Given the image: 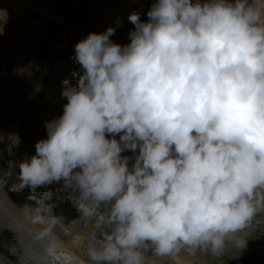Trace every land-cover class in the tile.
<instances>
[{
    "label": "clouds",
    "instance_id": "1",
    "mask_svg": "<svg viewBox=\"0 0 264 264\" xmlns=\"http://www.w3.org/2000/svg\"><path fill=\"white\" fill-rule=\"evenodd\" d=\"M147 16L130 14V43L113 27L76 43V83L63 81V113L13 190L79 193L96 226L83 264H185L181 253L219 257L229 244L239 256L264 211V0H156ZM51 196L23 207L46 225L38 240L63 219Z\"/></svg>",
    "mask_w": 264,
    "mask_h": 264
},
{
    "label": "rangeland",
    "instance_id": "2",
    "mask_svg": "<svg viewBox=\"0 0 264 264\" xmlns=\"http://www.w3.org/2000/svg\"><path fill=\"white\" fill-rule=\"evenodd\" d=\"M10 1L8 5L13 10L8 12L6 9L5 19L3 10L0 11V111L2 110L0 113V168L14 164L18 159L17 150L24 145L25 140L32 141L34 138L43 137L45 128L40 129L41 124L46 117L56 112L57 102L61 106L53 119L63 113V105L67 103V98L61 95L66 86L63 81L67 78L75 83L68 73L72 72L73 66L70 60L72 48L78 41L86 38V36L75 37L84 27L80 24L83 19L72 20V18L77 15L80 8L87 6L91 18L101 21V24L97 25L99 31H105L110 27L106 23L105 14L108 11L105 10V3L114 7L117 0ZM124 1L126 4L120 2L116 4L115 7L118 8L113 13H119L121 8H127L126 14L129 16L135 12L139 14L141 20L149 19L147 12L151 6L146 5L145 0ZM114 28V33H123V27ZM133 28L129 27L123 35L129 36ZM91 30L94 28L89 26L80 34H87ZM77 68L78 63L75 61L73 69ZM4 88L7 89L4 90ZM20 90L22 91L19 93ZM3 104L8 109H4ZM16 133H20V137ZM22 150L23 148L21 153ZM14 167L16 168L13 165L10 169L14 170ZM7 175L0 171V188L7 184ZM53 191L58 192V188ZM53 203L54 201L51 204ZM77 213L79 214L80 210ZM22 227L30 228L25 223ZM240 235H245V238L249 239L241 255L237 256L242 249H236L229 244L219 257L201 252L200 263L195 264H264V211L258 213L251 226ZM38 248L41 250L42 246ZM22 251L27 254L28 261L36 256V252L29 251L27 248ZM15 252L16 250H12L5 244L3 251H0V256L8 257L7 262L10 260L12 264L25 262L26 257L16 256ZM7 262L5 260L4 264Z\"/></svg>",
    "mask_w": 264,
    "mask_h": 264
},
{
    "label": "bare ground",
    "instance_id": "3",
    "mask_svg": "<svg viewBox=\"0 0 264 264\" xmlns=\"http://www.w3.org/2000/svg\"><path fill=\"white\" fill-rule=\"evenodd\" d=\"M42 1H47V0H42ZM24 14H27V13L24 12ZM9 70L11 69L9 68ZM3 83H6V82H3ZM5 87H8V86L5 85ZM6 89L4 88V90ZM21 91L22 90H20L19 93ZM3 107L4 109L7 108V106L5 105ZM18 111H19V108H18ZM10 130H12V128L9 129V132H11ZM11 137H12V134H11ZM122 155H127V151L122 153ZM42 189L40 190L36 189V190L38 192H41ZM70 190L72 189L70 188ZM78 195L79 193L77 191H74V193L70 196V197H73V201L69 203V205H62L60 201L54 200V203L52 204L53 213L57 216H61L63 219L55 227L54 229L55 232H52L44 243L41 242L40 246H42V249L39 250V248H37L34 251L36 252V256L33 258V260H29L28 262H18V264H46V261L44 260V258L46 257L48 259L47 264H52L53 262H52L51 253H54V251H58L61 253L65 252V254H67L66 257L60 256L59 264H83V262L88 259L87 257L88 240H89V236L93 232L96 231V226H95V223L92 222L91 220L86 222L84 217H80L81 213L79 214L77 213L79 210L78 207L76 206V198L78 197ZM13 199L15 200V202L13 203L10 202L9 200H3V199H1L0 201L2 202L3 205H5L10 211H12L17 216L20 222H23L29 226L32 225L33 223L31 222V219H30L29 210L23 207L26 204L35 206L36 201H25L26 198L24 196H14ZM46 203L51 204L52 201L50 202L46 201ZM41 225L43 227L46 226L43 224ZM7 226H8V221L0 219V251H3V249L5 248V244L10 246L11 248H13L12 247V244H13L15 248H18L19 252H22V248L24 245L23 244L21 245L18 239L13 236L14 231L9 229ZM19 227L21 228L22 224L20 226H17L16 228L18 229ZM43 227H36V228L38 231H40ZM9 238H12V239H9ZM50 244L54 245V247L52 248L51 251L49 249L48 251H46V247H49ZM29 251H32V250H29ZM181 256H182V259L185 261V264H195L196 262L200 263L201 252H198L195 255L181 253ZM148 264H176V262L171 257H157L152 254H149Z\"/></svg>",
    "mask_w": 264,
    "mask_h": 264
}]
</instances>
